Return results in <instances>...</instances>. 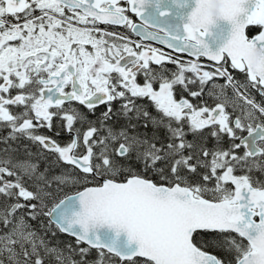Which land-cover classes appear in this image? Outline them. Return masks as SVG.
Segmentation results:
<instances>
[{
	"label": "snow or ice",
	"instance_id": "6c2138e0",
	"mask_svg": "<svg viewBox=\"0 0 264 264\" xmlns=\"http://www.w3.org/2000/svg\"><path fill=\"white\" fill-rule=\"evenodd\" d=\"M0 264H264V0H0Z\"/></svg>",
	"mask_w": 264,
	"mask_h": 264
},
{
	"label": "flooded vegetation",
	"instance_id": "af4514ba",
	"mask_svg": "<svg viewBox=\"0 0 264 264\" xmlns=\"http://www.w3.org/2000/svg\"><path fill=\"white\" fill-rule=\"evenodd\" d=\"M130 15L132 16V18H133V20L136 22V23H138V22H140V18L139 17H137V16H135L134 14H131L130 13ZM103 27V26H102ZM111 30V29H110ZM116 31H120V32H123L124 34H126V35H128V36H131V35H134V33H132L130 30H128V29H126V28H122V27H118V28H116L115 29ZM153 47H156V48H160V49H162V50H164L165 52H171V51H169V50H165L164 48H162V47H160V46H153ZM174 55H181L184 59H188V56L186 55V54H178V53H173ZM169 67H173L172 65H169ZM237 76H238V78H241L242 79V77L240 76V74L239 73H237ZM219 83H223V80H219L218 81ZM256 95V98L259 100V95L258 94H255ZM194 103L196 102V101H193ZM209 103H212V101L211 100H209L208 101ZM58 130V129H57ZM45 131V133L46 134H48V135H52V133H49V132H47V130H44ZM54 138H56V137H54ZM68 137H67V135L65 134V133H61V136L58 138V139H60L61 141H64V140H66Z\"/></svg>",
	"mask_w": 264,
	"mask_h": 264
},
{
	"label": "trees",
	"instance_id": "16d2710c",
	"mask_svg": "<svg viewBox=\"0 0 264 264\" xmlns=\"http://www.w3.org/2000/svg\"><path fill=\"white\" fill-rule=\"evenodd\" d=\"M77 190H79V189L72 188V187L65 188L62 192L56 193L55 196H56L57 199H59V198H62L64 195H69L71 193H74ZM60 239L63 240V241H69V242H71L73 238H71L69 236H66V235H62L60 237ZM92 255L95 256V252H93Z\"/></svg>",
	"mask_w": 264,
	"mask_h": 264
},
{
	"label": "water",
	"instance_id": "95a60500",
	"mask_svg": "<svg viewBox=\"0 0 264 264\" xmlns=\"http://www.w3.org/2000/svg\"><path fill=\"white\" fill-rule=\"evenodd\" d=\"M140 23H141V21L138 22L137 24H140ZM146 41H149V42L155 43V44H157V45H160V46H162V47L168 49L166 45H161L158 41H150V40H146ZM168 50H170V49H168ZM171 51H172V50H171ZM186 55H187V54H186ZM69 195H71V194H69Z\"/></svg>",
	"mask_w": 264,
	"mask_h": 264
}]
</instances>
